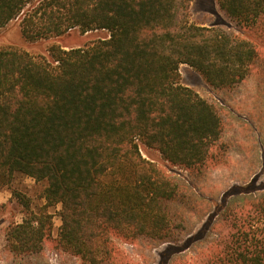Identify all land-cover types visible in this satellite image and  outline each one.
I'll use <instances>...</instances> for the list:
<instances>
[{
	"label": "trees",
	"instance_id": "trees-1",
	"mask_svg": "<svg viewBox=\"0 0 264 264\" xmlns=\"http://www.w3.org/2000/svg\"><path fill=\"white\" fill-rule=\"evenodd\" d=\"M193 1L0 0V30L19 21L27 42L109 34L69 49L54 44L47 55L0 49V191L26 210L6 233L13 256L43 253L54 234L49 209L61 206L53 242L81 264H116L114 239L169 244L166 264L204 242L217 219L228 231L204 264H264V193L226 194L199 233L172 247L187 230L178 210L183 186L143 155L156 151L172 168L202 170L225 122L215 102L182 84L180 67L214 91L233 92L258 58L255 44L232 29L192 23ZM216 1L239 33L264 17V0ZM24 178L45 183L42 207L18 191Z\"/></svg>",
	"mask_w": 264,
	"mask_h": 264
},
{
	"label": "rangeland",
	"instance_id": "rangeland-1",
	"mask_svg": "<svg viewBox=\"0 0 264 264\" xmlns=\"http://www.w3.org/2000/svg\"><path fill=\"white\" fill-rule=\"evenodd\" d=\"M190 21L232 29L255 44L258 58L252 65L248 78L233 92L214 91L190 66L180 67L182 84L217 104L224 118L225 131L218 146L212 148L210 160L199 172L172 168L158 152L143 149L145 158L152 160L183 186V203L178 210L184 213L187 230L178 242L171 244L172 247H182L188 239L199 233L226 194L247 187H251V194H240L232 199L254 198L264 193V17L251 32L239 33L222 14L216 0H194ZM105 37H109L106 31L85 35L76 31L60 39L31 43L22 37L19 21H14L0 30V49L16 47L39 56L47 55V50L54 44L69 49ZM20 182L17 184L18 191L34 207L40 208L46 203L41 198L45 183H37L30 178H24ZM249 203L246 200V204ZM60 211L61 206L49 209L53 215L54 234L52 241L46 243L43 253L33 259L17 258L6 247V233L11 224L23 221L26 210L10 190L0 191V264H81L78 258L57 250L53 242L62 224ZM216 221L219 223L207 232L209 234L204 242L194 243L186 251L174 255L166 264H204L212 254L219 235L228 231L224 220ZM114 240L122 254L116 258V264H162V255L170 247L169 244L154 245L149 240H141L136 244Z\"/></svg>",
	"mask_w": 264,
	"mask_h": 264
},
{
	"label": "crops",
	"instance_id": "crops-1",
	"mask_svg": "<svg viewBox=\"0 0 264 264\" xmlns=\"http://www.w3.org/2000/svg\"><path fill=\"white\" fill-rule=\"evenodd\" d=\"M201 96V95H200ZM205 99V98H204Z\"/></svg>",
	"mask_w": 264,
	"mask_h": 264
}]
</instances>
